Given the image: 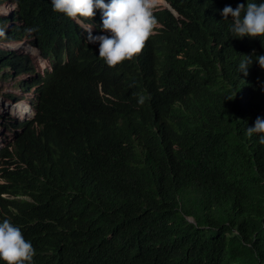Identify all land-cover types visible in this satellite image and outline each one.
Masks as SVG:
<instances>
[{"label":"trees","instance_id":"trees-1","mask_svg":"<svg viewBox=\"0 0 264 264\" xmlns=\"http://www.w3.org/2000/svg\"><path fill=\"white\" fill-rule=\"evenodd\" d=\"M16 2L13 38L31 30L68 58L42 134L0 168V222L31 242L32 264H264V145L247 135L264 118V69L238 70L264 38H235L221 14L264 0H170L164 37L115 68L51 0ZM8 40L1 68L16 62ZM91 63L107 76L78 93L72 73ZM17 103L0 87V131Z\"/></svg>","mask_w":264,"mask_h":264},{"label":"clouds","instance_id":"clouds-1","mask_svg":"<svg viewBox=\"0 0 264 264\" xmlns=\"http://www.w3.org/2000/svg\"><path fill=\"white\" fill-rule=\"evenodd\" d=\"M51 4L54 12L65 15L84 28L88 33V44H99V58L110 68H115L125 60L137 58L147 48L153 36L159 35L163 38L165 11L173 10L170 0H110L108 3L105 0H51ZM17 9L16 0H0V31L11 39L7 43L10 50L14 51L16 59L14 65L8 67H17L22 77L27 80L24 84L16 78L17 84L24 88L25 95L21 99L18 96L14 98L18 101L15 105L19 114L15 115L11 111L15 105L10 106L9 121L0 131V168L8 158L7 154L12 152L18 143L25 144L42 134L47 113L58 92L62 73L60 68L68 65L66 56L61 61V57L56 53L44 54L35 36L31 35V30L27 29L22 37L13 38V31L21 24L13 19ZM221 14L224 20L231 17L229 30L235 38H264V3L247 2L246 6L241 3L235 9L226 6ZM1 17H8L10 20L3 21ZM6 24L10 28L4 31ZM22 26H25L24 22ZM80 29L76 32L77 36H80ZM92 29L103 34L94 36ZM254 55L255 53L252 56L244 55L245 59L239 64L238 70L245 76L254 61L264 69V55L255 56L253 60ZM91 64L92 73L71 72L72 78L82 84L78 93H85L97 76L101 79L107 76L105 68L96 72L94 63ZM38 66L48 71L44 77L38 74L43 71L38 69ZM0 69L3 68L0 66ZM65 77L70 78L68 74ZM35 81L36 86L33 87L31 83ZM110 81L113 86L118 84L112 77ZM7 82L9 83V80ZM135 84L136 80H133L125 87L131 88ZM149 87L150 84L146 86L147 91ZM138 102L143 104L144 98L139 97ZM80 103L75 97V107ZM152 122L155 128L159 116H154ZM253 134H257L259 143L264 145V118L258 116L254 127L247 129L249 137ZM34 255L31 242L25 239L20 228L8 219L0 222V260L6 264H32ZM43 264L50 263L47 260Z\"/></svg>","mask_w":264,"mask_h":264},{"label":"rangeland","instance_id":"rangeland-1","mask_svg":"<svg viewBox=\"0 0 264 264\" xmlns=\"http://www.w3.org/2000/svg\"><path fill=\"white\" fill-rule=\"evenodd\" d=\"M9 28H10V26L8 24H6L4 31L8 30ZM31 61H33V60H31ZM38 69L43 70V67L38 66ZM46 73H48V71L43 70V71L39 72L38 74H40L42 77H44ZM16 78L19 79L21 81V83H24V84L27 83V80L22 77V73L18 71L17 67H15V68L8 67V68L0 69V87L2 88V90L5 92V94H7L9 97H11L13 99L16 96H18V98L21 99L25 95V91H24V88H21L17 84ZM6 79L9 80V83L7 82ZM35 83H36V81L31 83L33 85V87L36 86ZM11 111L15 115L19 114V112L17 111L16 105L12 108Z\"/></svg>","mask_w":264,"mask_h":264},{"label":"water","instance_id":"water-1","mask_svg":"<svg viewBox=\"0 0 264 264\" xmlns=\"http://www.w3.org/2000/svg\"><path fill=\"white\" fill-rule=\"evenodd\" d=\"M189 220H190V221H194V219H193V218H189Z\"/></svg>","mask_w":264,"mask_h":264}]
</instances>
